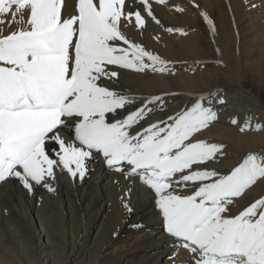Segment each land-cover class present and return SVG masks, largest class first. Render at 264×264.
I'll return each instance as SVG.
<instances>
[{"label": "snow or ice", "instance_id": "snow-or-ice-1", "mask_svg": "<svg viewBox=\"0 0 264 264\" xmlns=\"http://www.w3.org/2000/svg\"><path fill=\"white\" fill-rule=\"evenodd\" d=\"M169 6L216 32L201 0H0V184L55 193L60 176L82 181L99 161L126 181L127 213L134 190L150 195L169 264H264V191L252 195L264 187V148L221 169L213 165L226 158L224 144L203 137L219 122L222 90L166 108L175 93L136 95L124 83L129 70L145 80L173 75L143 39L153 25L188 36L159 18ZM157 111L163 118L153 121Z\"/></svg>", "mask_w": 264, "mask_h": 264}, {"label": "bare ground", "instance_id": "bare-ground-1", "mask_svg": "<svg viewBox=\"0 0 264 264\" xmlns=\"http://www.w3.org/2000/svg\"><path fill=\"white\" fill-rule=\"evenodd\" d=\"M201 2L216 32H206L194 12L157 9L166 26L189 33L153 25L143 37L149 50L174 64L173 75L145 80L129 70L124 83L136 95L175 93L166 108L182 107L193 91L222 90L227 102L218 105L219 122L203 137L224 144L226 158L213 166L227 169L247 150L264 148V131L255 130L256 123L264 124V0H251L254 8L245 0ZM160 118L155 112L153 121ZM231 119L241 126L251 122L253 129L241 133ZM89 167L82 181L60 176L55 193L40 189L33 196L18 184H0V264H169L170 240L150 195L134 190L133 212L127 213L120 203L126 181L99 161Z\"/></svg>", "mask_w": 264, "mask_h": 264}, {"label": "rangeland", "instance_id": "rangeland-1", "mask_svg": "<svg viewBox=\"0 0 264 264\" xmlns=\"http://www.w3.org/2000/svg\"><path fill=\"white\" fill-rule=\"evenodd\" d=\"M263 93H264V90H263Z\"/></svg>", "mask_w": 264, "mask_h": 264}]
</instances>
